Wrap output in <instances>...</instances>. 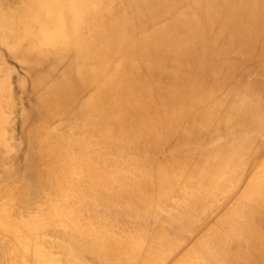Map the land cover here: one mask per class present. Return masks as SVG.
Returning a JSON list of instances; mask_svg holds the SVG:
<instances>
[{
    "label": "bare ground",
    "instance_id": "6f19581e",
    "mask_svg": "<svg viewBox=\"0 0 264 264\" xmlns=\"http://www.w3.org/2000/svg\"><path fill=\"white\" fill-rule=\"evenodd\" d=\"M186 1L174 0L168 18L177 20L180 11L190 25L195 13L190 16L191 8L182 7ZM129 4L139 6L133 0ZM123 5L124 0H22L20 8H5L0 0V43L9 54L34 64L35 73L50 62L62 69L49 68L44 77L34 78L37 113L65 114L68 108L74 113L66 133L43 129L34 134L39 145L33 162L39 163L38 177L50 188L37 207L38 219L10 217L12 202L23 199L26 184L14 172L6 180L8 190L0 180V264H264V125L257 99H247L246 110L234 108L243 120L226 125H231L225 134L229 138L222 144L216 142L217 128H202L217 105L211 103V93L185 88L177 114L166 122L168 110H157L158 118L151 122V127L157 124L152 140L158 137L162 144L177 129L188 131L182 127L185 112L184 119L199 126L187 134L182 149L172 150V165L154 170L153 163L141 161L135 169L120 167V156L140 137L153 107L144 95L146 83L131 76L124 64L141 63L134 43L141 40L139 54L148 53L149 36L112 34L131 23L117 12ZM151 34L160 38L155 50L170 41L161 28L154 27ZM8 88L0 71V119L10 106ZM202 110L207 113L201 115ZM85 130L94 135L84 136ZM102 154L110 156L95 159ZM112 196L128 207L141 205L137 215L143 217L128 234L101 231L87 216L73 215V204L77 212H95L96 201L111 205ZM41 232L46 234L40 237ZM57 252L66 259L61 262Z\"/></svg>",
    "mask_w": 264,
    "mask_h": 264
},
{
    "label": "rangeland",
    "instance_id": "374dc122",
    "mask_svg": "<svg viewBox=\"0 0 264 264\" xmlns=\"http://www.w3.org/2000/svg\"><path fill=\"white\" fill-rule=\"evenodd\" d=\"M1 1L5 8L9 6L20 8L22 3V0ZM130 2L131 0H124V5L117 9V12L119 15L120 12L123 13L131 23L125 26L127 28L120 25L112 34L132 38L143 34L149 36L151 49L148 53L139 54L141 40L138 39L137 43H134V49L132 48L137 54L136 57L141 59V63L137 61L136 65L131 60L124 64L126 70L130 69L131 76L146 83L144 95L152 101L153 107L146 117L145 129L143 127L140 129V137L128 144L123 155L120 156L118 162L120 167L135 169V164L141 161L146 164L153 163L154 170L159 167L165 169L168 164L172 165L174 161L170 157L173 154L172 150L182 149L187 134L192 135L199 126L192 125L190 120L184 119L188 117L185 112L182 127L184 126L183 128L188 131L184 132L179 128L162 144L158 143L159 139L156 140L158 137L152 140L151 135L155 132L157 124L151 127V122L158 118L157 110L161 113L168 110L165 120L169 122L171 116L177 114L176 106L184 105L179 102L183 90L190 86H196L198 91L211 93V103H217L213 112L208 113V118L211 119L209 124L202 127L207 128L205 131L217 128L220 136L216 142L220 141L223 144L225 139L228 140L226 130L243 120L237 115V110H246V101L251 97L257 99L260 109L262 108L264 125V0H187L182 7L191 8L190 16L195 13L190 25L186 24L187 17H184L180 11L177 20L173 16L168 18L169 14L175 11L174 0H133L134 3H139L135 8L130 7ZM182 3L178 2L176 5ZM154 27L161 28L170 35L169 42L174 47L176 45L175 50H171L174 48L169 42H165L166 48L153 49L155 43L161 44L160 38L151 34ZM126 45L128 44L124 47ZM128 49H131L130 46ZM134 52H129V57H132ZM17 54H21V51H17ZM33 65L18 61L17 57L9 54L7 46L0 43V71L7 79L9 86L7 95L10 96V106L4 108V117L0 119L2 175L0 180H3L1 186L6 185V180L10 179L12 172L15 173V178L24 180L26 186L23 199L12 202L9 213L11 218L18 217L21 220H28L31 216H37L35 218L38 219L40 211L37 207L43 206L46 200L45 193L50 190L47 189V183L41 182L42 177H38L39 163L33 162V155L39 145V137L35 139L34 134L38 132L41 134L43 129H62L64 134L70 129L71 116L74 114L71 108H68L65 114L55 111L37 113L35 94L32 93L34 78L44 77L49 68L58 71L62 69L60 65L50 62L48 66L41 67L35 73L32 70ZM55 75L52 74L51 78ZM47 78H50V75H47ZM102 93L103 91L100 94ZM204 96L201 97L202 100ZM103 98L101 96V99ZM202 103L203 101L197 105V108ZM235 107H237L236 111H234ZM206 113L205 110L200 112L201 115ZM149 117L151 120H148ZM131 118L129 114L128 119ZM229 123L232 124L226 126ZM148 130L151 133L147 132ZM260 132H264L263 126ZM75 134L81 138L78 131H75ZM84 134L86 137L94 135L91 132L86 133V130ZM51 142L54 143L55 140ZM70 143L75 150L74 142L70 141ZM255 143L256 141H252V145ZM113 152L119 156L116 149ZM109 156L102 154L100 159L96 157L95 159L100 161ZM255 159L253 158L251 163H254ZM88 162L93 165L96 163L90 157ZM76 177L71 179L74 180ZM3 189L8 190L9 185L3 186ZM112 198L114 202L111 205L104 200L96 201L99 203V208L95 212L88 209L83 211L79 209L77 212L76 204H73V215H80L82 218L87 216L101 231L112 230L116 234L124 231L128 234L143 217L137 215V207L141 205L128 207L117 202L116 197L112 196ZM139 229L143 230L144 225L141 224ZM44 234L46 233L41 232L39 236L43 237ZM43 248L46 252L50 251L49 245H43ZM57 253L55 254L59 256L60 254ZM59 259L62 262L66 257L59 256ZM74 259L75 257L72 256L71 260Z\"/></svg>",
    "mask_w": 264,
    "mask_h": 264
}]
</instances>
